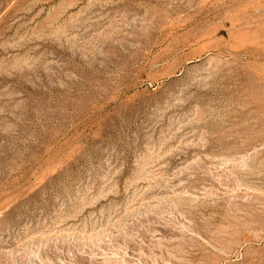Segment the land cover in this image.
Returning <instances> with one entry per match:
<instances>
[{"label":"rangeland","instance_id":"1","mask_svg":"<svg viewBox=\"0 0 264 264\" xmlns=\"http://www.w3.org/2000/svg\"><path fill=\"white\" fill-rule=\"evenodd\" d=\"M0 264H264V0H0Z\"/></svg>","mask_w":264,"mask_h":264},{"label":"bare ground","instance_id":"2","mask_svg":"<svg viewBox=\"0 0 264 264\" xmlns=\"http://www.w3.org/2000/svg\"><path fill=\"white\" fill-rule=\"evenodd\" d=\"M184 50V49H183Z\"/></svg>","mask_w":264,"mask_h":264}]
</instances>
